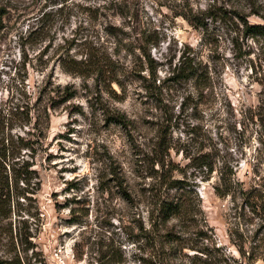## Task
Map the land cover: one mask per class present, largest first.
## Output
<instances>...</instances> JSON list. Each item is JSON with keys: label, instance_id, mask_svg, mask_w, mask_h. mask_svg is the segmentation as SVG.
Instances as JSON below:
<instances>
[{"label": "rangeland", "instance_id": "374dc122", "mask_svg": "<svg viewBox=\"0 0 264 264\" xmlns=\"http://www.w3.org/2000/svg\"><path fill=\"white\" fill-rule=\"evenodd\" d=\"M253 2L264 10V0H0V142L38 139L36 215L20 213L34 243L23 254L27 264H39L35 251L42 264H96L111 236L123 244L120 264H137L136 243L125 234L135 203H126L114 178L137 196L143 182L165 173L200 198L229 264H264V223L240 198L213 190L223 168L244 188L264 185V66L251 72L219 20L197 25L210 5L247 10ZM151 39H158L150 48L155 72L136 59ZM187 48L207 66V87L168 79V63ZM90 51L114 72H79L75 61ZM207 154L209 179L197 167ZM17 200L28 204L13 196V206ZM11 218L18 225L16 207Z\"/></svg>", "mask_w": 264, "mask_h": 264}, {"label": "trees", "instance_id": "16d2710c", "mask_svg": "<svg viewBox=\"0 0 264 264\" xmlns=\"http://www.w3.org/2000/svg\"><path fill=\"white\" fill-rule=\"evenodd\" d=\"M247 7V10H238L210 5L203 12V21L197 25L203 26L207 18L219 20L226 26L225 33L228 32L233 50L238 52L235 55L247 56L251 72H256L257 68L260 70L264 66V10L261 4L254 2ZM250 17L259 18V21L252 22ZM157 45L158 39H151L144 40L138 46L139 54L136 59L149 72L156 70L157 62L151 56L150 48ZM103 61L97 52L90 51L75 63L78 64L79 72H114L106 69L110 65ZM167 67L168 79H194V84L198 87H207L210 82L207 66L197 60L190 48L182 51L177 62H169ZM259 83L263 88L259 103L264 105V82ZM44 113L48 118L47 109ZM37 140L26 139L18 134L15 138L11 135L4 137L0 142V264H27L23 254L34 247L27 218L20 213L36 215L31 212L33 206L30 202L31 195L39 189L41 182L34 162V144L38 143ZM158 146L170 156V147L164 140L159 141ZM166 155L161 154L160 160H156L162 169ZM202 158L197 167L205 170L206 179H209L214 171V163L209 154ZM169 163L171 166L170 159ZM170 166H167L165 172L173 170ZM230 171L224 168L219 171L218 181L213 186L215 194L219 197L229 196L233 200L240 198L249 206L254 216L264 223V185L244 188L241 182L233 178ZM114 180L118 183L126 203H135L133 227L127 226L125 234L127 239L136 243L132 255L137 264H229L228 255L213 239L212 229L206 223L201 208V200L189 184L165 173L159 179L154 178L153 182H143L137 196H132L127 187L122 186L119 177ZM13 196L23 197L28 201L26 207L18 200L16 206H13ZM15 207L19 218L18 225L14 226L11 214ZM122 245L120 240L109 237L107 241L99 244L95 263L120 264L125 257ZM37 254L35 251L34 260L42 264V260L36 257Z\"/></svg>", "mask_w": 264, "mask_h": 264}]
</instances>
